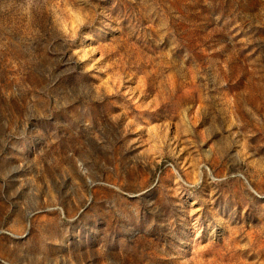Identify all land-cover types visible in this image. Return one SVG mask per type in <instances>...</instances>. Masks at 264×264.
I'll use <instances>...</instances> for the list:
<instances>
[{
    "label": "rangeland",
    "instance_id": "1",
    "mask_svg": "<svg viewBox=\"0 0 264 264\" xmlns=\"http://www.w3.org/2000/svg\"><path fill=\"white\" fill-rule=\"evenodd\" d=\"M0 264H264V0H0Z\"/></svg>",
    "mask_w": 264,
    "mask_h": 264
}]
</instances>
